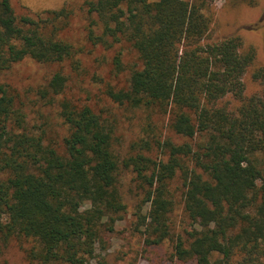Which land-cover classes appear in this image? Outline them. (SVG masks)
<instances>
[{"label": "trees", "instance_id": "trees-1", "mask_svg": "<svg viewBox=\"0 0 264 264\" xmlns=\"http://www.w3.org/2000/svg\"><path fill=\"white\" fill-rule=\"evenodd\" d=\"M212 1L84 2L92 15L87 40L104 47L125 41L139 60L126 86L106 84L103 93L167 114L168 128L186 138L180 143L136 140L120 158L112 122L88 102L62 97L60 148L45 142L46 130L30 125L17 91L0 82V264H8L2 247L13 236L28 242L33 264H107L106 235L125 211L121 164L140 182L133 229L146 245L170 239L177 264H264V65L251 70L259 88L247 94L254 47L238 34L209 38ZM72 13L62 5L18 16L11 0H0V72L26 58L77 63L82 50L63 35ZM114 63L120 70L118 56ZM66 84L55 71L39 89L44 104L56 102ZM153 145L158 159L147 154ZM175 177L189 224L174 236L168 184Z\"/></svg>", "mask_w": 264, "mask_h": 264}, {"label": "rangeland", "instance_id": "rangeland-1", "mask_svg": "<svg viewBox=\"0 0 264 264\" xmlns=\"http://www.w3.org/2000/svg\"><path fill=\"white\" fill-rule=\"evenodd\" d=\"M84 2L85 0H11L18 16L31 15L42 9L68 6L73 13L63 35L82 50L77 63L74 64L70 60L40 63L26 58L12 65L10 69L0 72V82L10 83L24 102L30 125L44 128L45 142H53L60 147L67 130L58 115L57 100L68 97L88 102L112 122L113 145L120 158L132 152L130 145L136 140L139 142L164 137H171L177 143L185 140L186 138L168 128V115L162 111L116 104L103 93L106 84L115 88L126 86L129 74L139 65V60L136 51L125 41L104 47L92 45L87 40V28L92 15L87 12ZM206 12L211 17L208 34L210 39L238 34L244 46L254 47L255 59L244 76V82L247 94L258 90V84L252 80L250 73L255 67L264 65V0H213ZM115 56L120 58V70L115 67ZM58 70L67 76L65 90L56 98V102L45 105V100L39 95V89ZM153 146L147 154L158 159L162 154L161 150ZM118 178L125 211L121 213L113 231L106 235L103 254L107 264H177L170 260V239L160 245H146L142 233L133 229L135 213L143 198L135 172L131 168H123L121 164ZM168 187L174 201L173 209L169 213L171 234L184 235L189 219L182 207L180 179L175 177L169 181ZM27 245L26 240L13 236L2 247V256L8 264H33L24 252Z\"/></svg>", "mask_w": 264, "mask_h": 264}]
</instances>
